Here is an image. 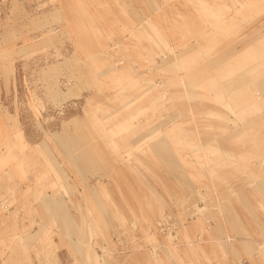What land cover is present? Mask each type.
Segmentation results:
<instances>
[{
	"label": "rangeland",
	"instance_id": "374dc122",
	"mask_svg": "<svg viewBox=\"0 0 264 264\" xmlns=\"http://www.w3.org/2000/svg\"><path fill=\"white\" fill-rule=\"evenodd\" d=\"M264 264V0H0V264Z\"/></svg>",
	"mask_w": 264,
	"mask_h": 264
},
{
	"label": "built area",
	"instance_id": "2783aa9c",
	"mask_svg": "<svg viewBox=\"0 0 264 264\" xmlns=\"http://www.w3.org/2000/svg\"><path fill=\"white\" fill-rule=\"evenodd\" d=\"M239 264H250V262H248L246 259H243Z\"/></svg>",
	"mask_w": 264,
	"mask_h": 264
}]
</instances>
